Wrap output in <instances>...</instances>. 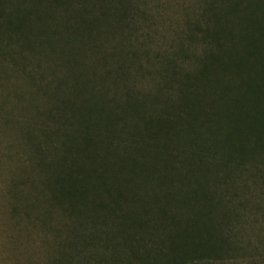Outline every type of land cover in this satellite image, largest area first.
Masks as SVG:
<instances>
[{"label":"trees","instance_id":"trees-1","mask_svg":"<svg viewBox=\"0 0 264 264\" xmlns=\"http://www.w3.org/2000/svg\"><path fill=\"white\" fill-rule=\"evenodd\" d=\"M2 68L29 156L10 212L47 264L256 254L264 0H0Z\"/></svg>","mask_w":264,"mask_h":264},{"label":"rangeland","instance_id":"rangeland-1","mask_svg":"<svg viewBox=\"0 0 264 264\" xmlns=\"http://www.w3.org/2000/svg\"><path fill=\"white\" fill-rule=\"evenodd\" d=\"M22 85V77L18 76L0 87V107L4 108V111H0V264H47L48 249L44 242L41 243L42 235L38 234L37 228H29L23 219L14 217L10 212L12 198L7 183L14 170L18 171L17 167H25V163H28L26 157H29L26 138L15 127L21 120L19 101L11 95V89L14 92ZM28 114L33 113L29 111ZM5 118L10 121L4 122ZM249 232L250 240L256 246V254L237 263L264 264V217Z\"/></svg>","mask_w":264,"mask_h":264}]
</instances>
